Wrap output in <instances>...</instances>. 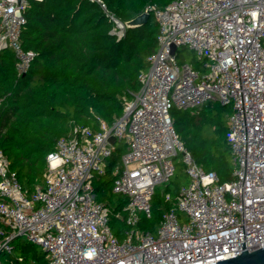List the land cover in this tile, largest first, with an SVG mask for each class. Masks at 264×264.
Masks as SVG:
<instances>
[{"label":"built area","instance_id":"built-area-1","mask_svg":"<svg viewBox=\"0 0 264 264\" xmlns=\"http://www.w3.org/2000/svg\"><path fill=\"white\" fill-rule=\"evenodd\" d=\"M90 1L123 37L127 22L104 0ZM29 4L0 0V50H13L18 75L36 56L21 43ZM145 11L158 23V48L112 125H73L47 154L43 183L32 194L0 150V264H16L11 254L20 236L42 247L48 264H209L241 253L243 241L249 251L264 247V0H172ZM180 47L196 52L206 71L180 62ZM215 103L232 105L226 136L234 167L226 183L196 161L171 114ZM118 144L124 151L113 192L128 198L123 239L94 188ZM178 162L189 181L175 206L162 214L156 231L136 229L152 217L156 188L170 181Z\"/></svg>","mask_w":264,"mask_h":264},{"label":"trees","instance_id":"trees-1","mask_svg":"<svg viewBox=\"0 0 264 264\" xmlns=\"http://www.w3.org/2000/svg\"><path fill=\"white\" fill-rule=\"evenodd\" d=\"M29 1L21 43L36 53L30 69L18 75L13 50H0V150L32 194L36 185L43 183L47 154L73 125L98 130L103 121L112 125L121 116L124 98H132L139 90L140 74L149 68V58L157 51L159 26L150 14L146 23L127 27L125 35L118 38L112 32L113 22L96 2ZM104 1L128 22L148 6L164 7L172 0ZM191 63L200 72L206 71L204 60ZM231 113V104L219 103L171 111L175 130L186 147L200 165L216 172L220 183L233 180V154L226 136ZM123 151L119 145L109 158L106 173L94 180L96 199L111 209L110 225L119 239L128 229L123 211L128 198L114 199L113 195L114 169ZM107 176L108 183H104L102 179ZM188 181L184 165L178 162L170 181L164 188H156L152 217L141 220L147 222V229L156 231L162 214L175 206L181 186ZM167 193L171 195L169 201L165 199ZM11 257L16 264H48L46 252L35 248L19 256L13 252Z\"/></svg>","mask_w":264,"mask_h":264},{"label":"rangeland","instance_id":"rangeland-1","mask_svg":"<svg viewBox=\"0 0 264 264\" xmlns=\"http://www.w3.org/2000/svg\"><path fill=\"white\" fill-rule=\"evenodd\" d=\"M178 57H179V61L180 62H183V61L194 62V61L198 60V55L196 54V52H194L193 50H191V49H189L187 47H180L178 49ZM121 155H122V153L120 154V156ZM109 178H110V176L103 177L102 181L104 183H108ZM165 185H166V183H162V184H160L158 186L161 187V188H164ZM113 195H114V199H116L118 197H125V195L118 194V193H113ZM160 220H159V222H160ZM159 222L157 223L158 225H159ZM146 223H147L146 221H142L139 224V226L136 227V229H138L140 231L146 230L147 229V227H145ZM122 226H125V224L122 225ZM14 245H15L14 255H18V256L19 255H24L26 253H29L33 248H35L37 251H42L43 250L42 247L29 242L24 236H20L17 239H15ZM7 256H8L7 254L2 255L3 261H5Z\"/></svg>","mask_w":264,"mask_h":264},{"label":"water","instance_id":"water-1","mask_svg":"<svg viewBox=\"0 0 264 264\" xmlns=\"http://www.w3.org/2000/svg\"><path fill=\"white\" fill-rule=\"evenodd\" d=\"M20 1V0H19ZM150 13L147 11H144L142 14L138 15L137 17L131 19L126 23L127 27H133V26H139L144 23L149 19ZM175 49V47H174ZM173 49V51H174ZM111 142H115V138L112 137ZM242 243V252L237 254L236 256L226 258L223 260H219L216 262H212L209 264H264V247L258 248L253 251H249L246 248V243L245 241L241 242ZM46 252V251H45ZM159 264H164L159 263Z\"/></svg>","mask_w":264,"mask_h":264},{"label":"crops","instance_id":"crops-1","mask_svg":"<svg viewBox=\"0 0 264 264\" xmlns=\"http://www.w3.org/2000/svg\"><path fill=\"white\" fill-rule=\"evenodd\" d=\"M217 104V103H216Z\"/></svg>","mask_w":264,"mask_h":264}]
</instances>
